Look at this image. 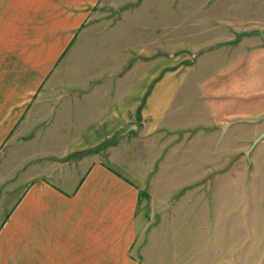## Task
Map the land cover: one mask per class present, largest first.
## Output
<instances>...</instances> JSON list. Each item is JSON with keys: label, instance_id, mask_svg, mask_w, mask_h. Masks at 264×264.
<instances>
[{"label": "rangeland", "instance_id": "374dc122", "mask_svg": "<svg viewBox=\"0 0 264 264\" xmlns=\"http://www.w3.org/2000/svg\"><path fill=\"white\" fill-rule=\"evenodd\" d=\"M95 9L38 94L43 118L30 127L40 135L19 142L12 136L0 151L2 206L7 202L11 213L13 199H22L36 178L47 180L49 169L58 181H71L65 170L77 171L111 145L124 148L131 137L117 169L149 193L139 204L143 227L132 254L148 264H264V134L252 135L250 123L228 134L218 128L210 137L192 124L197 114L186 120L174 89L168 117L151 136L143 123L130 124L107 145L64 153L84 124L146 73L158 79L183 70L191 81L202 79L225 56L215 45L234 30L237 39L245 31L262 32L264 0H102ZM31 31L29 25L26 35ZM34 42L0 40V89L36 81L21 61ZM66 110L73 120L63 119ZM44 148L56 153L34 166L32 156ZM23 257L35 264L31 241Z\"/></svg>", "mask_w": 264, "mask_h": 264}, {"label": "crops", "instance_id": "0c3cea01", "mask_svg": "<svg viewBox=\"0 0 264 264\" xmlns=\"http://www.w3.org/2000/svg\"><path fill=\"white\" fill-rule=\"evenodd\" d=\"M126 1L134 4L139 0ZM101 4L102 0H0V40L36 41L21 61L37 76L35 82L23 79L0 89V151L12 136L19 142L40 135L30 127L31 121L43 118L38 94L47 75ZM29 25L32 31L26 35ZM259 30L262 32L245 31L237 39L236 29L215 45L224 58L219 57L211 71L196 82L183 70L166 72L158 79L151 71L132 81L126 95L83 123L64 153L100 146L106 140L107 145L130 124L143 123L142 128L150 130L146 136H151L168 117L174 89L186 120L197 114L192 124L208 130L210 137L220 133L218 128L228 134V128L243 123L253 125L252 135L264 134V29ZM64 112L63 119L73 120L71 113ZM144 112L150 115L148 124ZM130 143L132 138L128 137L126 147L111 145L96 157L85 158L77 171L65 170L71 173V181H58L49 169L47 180L36 178L22 199H13L11 213L8 203L2 206L0 202V264H24L22 258L30 241L35 264H148L132 250L143 227L139 204L149 193L117 169L122 157L128 155ZM43 151L32 156L34 166L50 159L54 150ZM69 204L71 208H67Z\"/></svg>", "mask_w": 264, "mask_h": 264}]
</instances>
